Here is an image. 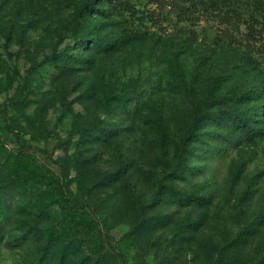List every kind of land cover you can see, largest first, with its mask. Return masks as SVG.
I'll return each instance as SVG.
<instances>
[{
    "label": "rangeland",
    "instance_id": "rangeland-1",
    "mask_svg": "<svg viewBox=\"0 0 264 264\" xmlns=\"http://www.w3.org/2000/svg\"><path fill=\"white\" fill-rule=\"evenodd\" d=\"M88 2L0 0V264H264V0Z\"/></svg>",
    "mask_w": 264,
    "mask_h": 264
},
{
    "label": "trees",
    "instance_id": "trees-1",
    "mask_svg": "<svg viewBox=\"0 0 264 264\" xmlns=\"http://www.w3.org/2000/svg\"><path fill=\"white\" fill-rule=\"evenodd\" d=\"M94 2H95V0H89V2H88V6H89V7H94V6H93V5H94V4H93ZM80 15H81V11H77L76 14H75L76 18H78ZM239 123H240L241 125H243L244 127H247V122H246V119H245V118L240 117V119H239Z\"/></svg>",
    "mask_w": 264,
    "mask_h": 264
}]
</instances>
